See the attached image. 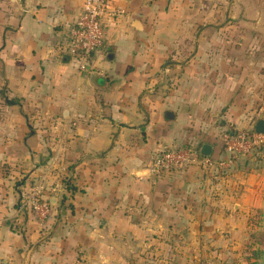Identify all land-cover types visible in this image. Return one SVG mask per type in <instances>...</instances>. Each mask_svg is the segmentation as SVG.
Returning a JSON list of instances; mask_svg holds the SVG:
<instances>
[{
	"label": "crops",
	"instance_id": "0c3cea01",
	"mask_svg": "<svg viewBox=\"0 0 264 264\" xmlns=\"http://www.w3.org/2000/svg\"><path fill=\"white\" fill-rule=\"evenodd\" d=\"M84 1L0 0V264H182L183 246L233 238L257 191L241 161L259 154L148 167L171 146L224 158L222 133L255 127L264 0H113L91 73L63 52ZM21 182L43 183L46 222L12 223Z\"/></svg>",
	"mask_w": 264,
	"mask_h": 264
},
{
	"label": "built area",
	"instance_id": "2783aa9c",
	"mask_svg": "<svg viewBox=\"0 0 264 264\" xmlns=\"http://www.w3.org/2000/svg\"><path fill=\"white\" fill-rule=\"evenodd\" d=\"M112 3L113 0H85L80 15L68 26L63 52L79 71L94 72L95 57L107 49V19L119 17L123 13L113 9ZM221 141L227 155L224 158L203 157L198 149L189 145L164 148L150 162V175L160 180L182 175L195 166L227 169L239 156L264 144V135L257 134L255 128L233 132L228 130L222 133ZM19 188L21 198L12 223L15 224L24 214H30L41 223L46 222L52 214V208L43 195V183H23Z\"/></svg>",
	"mask_w": 264,
	"mask_h": 264
},
{
	"label": "rangeland",
	"instance_id": "374dc122",
	"mask_svg": "<svg viewBox=\"0 0 264 264\" xmlns=\"http://www.w3.org/2000/svg\"><path fill=\"white\" fill-rule=\"evenodd\" d=\"M261 35V39L264 40V32ZM262 52L264 61V48ZM260 68V73H263L264 76V62ZM262 83L260 94L252 96L251 107H255L257 111L249 112L256 122L264 120V81ZM253 128H255L253 125L247 127V129ZM245 129V127L239 129L229 127L230 131ZM254 151L259 155L252 160L241 161V166L250 175L248 179L251 186L257 190L253 199L250 200L251 205L245 207L244 221L233 224L234 236L232 239L204 238L198 239L195 246H183L180 255L182 264H252L254 262L255 246H252L251 243L254 242L253 236L257 234L260 223L263 222L264 225V144ZM187 242L189 241L183 240L184 244Z\"/></svg>",
	"mask_w": 264,
	"mask_h": 264
},
{
	"label": "trees",
	"instance_id": "16d2710c",
	"mask_svg": "<svg viewBox=\"0 0 264 264\" xmlns=\"http://www.w3.org/2000/svg\"><path fill=\"white\" fill-rule=\"evenodd\" d=\"M233 132V131H232ZM23 183H18L19 187ZM65 192L74 193L76 191L75 186L71 181H65ZM260 228H258L257 234L253 236L254 242L251 243L252 246H255L253 252L254 262L252 264H264V225L263 222L260 223Z\"/></svg>",
	"mask_w": 264,
	"mask_h": 264
},
{
	"label": "water",
	"instance_id": "95a60500",
	"mask_svg": "<svg viewBox=\"0 0 264 264\" xmlns=\"http://www.w3.org/2000/svg\"><path fill=\"white\" fill-rule=\"evenodd\" d=\"M255 132L257 134L264 135V120H260L255 125ZM213 147L209 144H204L200 150V154L203 157H211Z\"/></svg>",
	"mask_w": 264,
	"mask_h": 264
}]
</instances>
